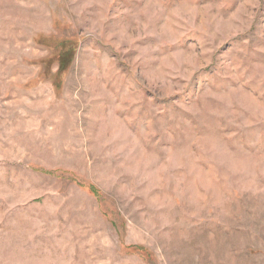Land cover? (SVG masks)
Listing matches in <instances>:
<instances>
[{"label":"rangeland","instance_id":"1","mask_svg":"<svg viewBox=\"0 0 264 264\" xmlns=\"http://www.w3.org/2000/svg\"><path fill=\"white\" fill-rule=\"evenodd\" d=\"M0 264H264V0H0Z\"/></svg>","mask_w":264,"mask_h":264}]
</instances>
